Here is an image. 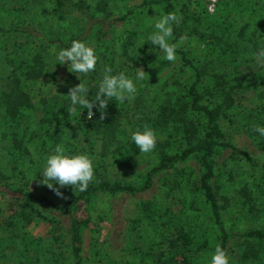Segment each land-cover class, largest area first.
I'll use <instances>...</instances> for the list:
<instances>
[{"label": "rangeland", "instance_id": "rangeland-1", "mask_svg": "<svg viewBox=\"0 0 264 264\" xmlns=\"http://www.w3.org/2000/svg\"><path fill=\"white\" fill-rule=\"evenodd\" d=\"M55 1L0 0V26L13 28L22 22L28 29L35 28L29 31L28 38L15 32L0 33V46L11 45L2 48L0 77L9 69L4 60L6 54L12 50L20 52L12 45L28 41L26 47L38 50L48 44L50 35L80 34L82 42L93 47L98 58L95 71L75 74L69 72L68 65L59 64L50 51L54 44L49 46L44 53L49 75L26 85L32 107L22 111L18 125L0 123V264H50L53 252L59 256V264H72L70 229L75 218L85 217L89 220L79 230L82 264H209L215 246L221 244L222 233H234L226 240L230 264H264V242H256L255 258L242 260L241 238L235 234L248 229L264 230V138L259 141L243 131L248 116L258 112L263 103L260 89H238L234 113L227 111L222 118L223 130L232 139L233 147L221 151L216 159V182L220 187L217 196L222 204L219 223L199 190L202 168L195 157L159 170L150 187L142 191L97 190L88 201L73 202L66 211L34 202L29 204L28 210L34 215L29 222L18 213L21 201L15 198L19 194L12 191L21 188L42 194L57 204L71 198L72 187L62 188L65 198H59L39 182L47 157L61 143L67 153L71 150L92 158L94 177L105 174L109 181L141 185L146 172L157 165L158 151L145 154L139 150L130 157L116 142L102 153L100 136L85 134L78 114L67 113L69 89L81 80L90 87L98 86L105 66L111 67L113 74L125 72L136 83L135 99L123 104L113 99L108 106L120 110L117 121L121 133L117 141L131 137L137 124L153 114L165 94H180L193 81V69L182 63L181 51L204 63L212 60L210 72L234 73L230 65L235 55L221 54L219 60L218 45L208 32L231 42L232 35L245 26L243 38L264 46V0H215L212 10V0H170L171 12L182 17L178 25H173L181 31L173 32L169 41L178 43L183 37L174 63L166 61L164 53L151 42H145L154 30L151 25L157 13L153 6L166 12V0L151 4L144 3L148 0H80L90 16L63 0L60 17L44 14L42 8ZM122 15L126 18L118 19ZM203 31L206 33L200 34ZM238 47L237 53H241L242 46ZM141 67L146 73L144 80L139 81L136 72ZM239 69H260L264 73V66L255 59L254 63L244 62ZM18 131L23 134L22 143L27 150L12 147L13 135ZM155 133L157 140L166 138ZM175 139L170 138L165 150H176L177 145L172 144ZM244 185L253 196L252 210L239 192ZM180 231L190 236L188 243L182 246L178 240L176 247L170 248V241L177 240Z\"/></svg>", "mask_w": 264, "mask_h": 264}, {"label": "trees", "instance_id": "trees-1", "mask_svg": "<svg viewBox=\"0 0 264 264\" xmlns=\"http://www.w3.org/2000/svg\"><path fill=\"white\" fill-rule=\"evenodd\" d=\"M65 1V0H64ZM63 0H56L52 6H44L42 12L47 15L58 16L62 15V9L65 5ZM66 0L67 3H73L78 10L82 13L90 16V11L84 9L83 1ZM166 12H171V1L166 0ZM157 2V0L144 1L146 4ZM18 14V13H17ZM126 16H119L118 19L123 20ZM18 21L17 23H20ZM244 28H240L234 37L230 40L222 35L216 36L212 31L208 32L210 37L215 40L218 45L217 57H223L221 54L228 56L235 55L232 59L231 69L234 71L232 74H226L222 71L210 72L208 67L213 61L204 63L199 59L190 57V53L181 51V59L183 64L190 66L194 72V79L188 85H185L184 90L177 95L165 94L162 101L155 107L153 114L143 118L137 129L143 130L144 125H148L154 131L165 135L163 140H157L156 147L154 149L159 153V161L157 165L153 166L146 172L141 185L133 183H121L119 181H109L106 175H100L94 177V180L89 184L88 188L84 192L73 191L71 198L66 199L63 204H57L47 196L42 194H35L30 191H24L21 188L12 189L14 193H18L19 196L15 197L16 200L21 202L18 213L31 221L34 215L28 210L29 204L34 202H42L45 206L56 208L60 210H68L69 205L79 200L88 201V197L97 190L116 193L117 191L136 192L142 191L150 187L153 177L159 170H164L178 161H185L189 158L195 157L201 166V173L199 175V190L203 193L206 203L209 205L211 213L214 219L219 223L222 204H219V185L216 182V159L219 158L221 151L232 148V139L228 138L229 134L223 130L222 118L226 112L232 115V107L236 102V92L238 89L248 90L253 88L254 90H261L263 93V103L259 106L258 112L249 115V120L244 123V133L248 137L258 138L262 140L264 137L253 131L256 125L264 126V73L260 69L252 70L250 72L240 71V67L244 62L254 63V53L262 46L256 41H251L249 38H243ZM176 32V27L173 26ZM30 30H35L34 27L29 29L21 22L16 27L4 28L0 26V33L15 32L16 34L23 35L28 38L31 36ZM179 30L178 32H180ZM206 32H200L204 34ZM59 34V33H58ZM222 34H226L224 31ZM253 33H251L252 35ZM178 33L176 37L178 38ZM250 36V35H249ZM82 35H70V36H51L47 37L48 44L40 47L36 50L33 47H26L27 42H17L12 47L19 48L20 52L16 54L15 51H10L6 54L4 60L9 65L6 75L0 77V120L4 126L18 125L22 111L32 107V98L26 88L28 81H34L39 78H43L49 75L48 64L49 62L44 57L46 49L53 44L56 45L57 50L67 48L71 46L73 40L82 41ZM220 42V43H219ZM246 44H243V43ZM241 47V53H237L238 46ZM9 45L0 46V56L4 48ZM11 45L9 46V48ZM3 48V49H2ZM28 48V49H26ZM141 56L144 55L143 51H140ZM234 52V53H232ZM252 55L250 58L245 55ZM188 55V56H187ZM216 58V59H218ZM194 60V61H193ZM239 69V70H237ZM245 68H242L244 70ZM236 70V71H235ZM90 89L89 98L95 95L98 90V86L87 85ZM70 103L67 105V107ZM94 116L91 120L87 118V109H83L77 106L78 117L81 118L83 126L85 128V134L89 133L93 136H100L102 139V153L107 152L108 146H112L113 143H118L119 147L130 154H136L139 149L135 143L131 140V137L117 141L119 133H121L117 116L120 110L117 108L106 109L107 115L103 120H100L101 113L98 109H93ZM68 113V111H67ZM65 113V114H67ZM234 113V112H233ZM262 114V115H261ZM77 116V115H76ZM234 117V116H233ZM230 122L234 124L232 117ZM20 128V127H18ZM5 134V133H3ZM159 134V135H161ZM23 134L15 132L13 135V148H20L27 150L26 146L22 143ZM177 137L174 146L177 145L176 150H165V144L169 143L171 137ZM118 150V149H117ZM115 151V150H114ZM68 154H74V151H69ZM240 195L244 198V202L250 203L249 208L252 210L254 207V200L251 194L250 188L244 185L239 189ZM89 218H81L74 220L70 229L69 245L71 247L72 264H82L81 250V236L79 233L81 225L87 224ZM10 223V222H8ZM223 229V228H222ZM224 231V229H223ZM241 238V259L248 260L256 257L257 248L256 242H264V230L262 229H248L241 233H235ZM234 233H222L221 244L225 250L226 240ZM189 235L183 231L178 234L177 240H172L169 243L170 248L176 247L177 241L180 240L182 246H185L189 241ZM172 254L175 251L170 250ZM52 255V261L50 264H59V256ZM53 262V263H52Z\"/></svg>", "mask_w": 264, "mask_h": 264}, {"label": "clouds", "instance_id": "clouds-1", "mask_svg": "<svg viewBox=\"0 0 264 264\" xmlns=\"http://www.w3.org/2000/svg\"><path fill=\"white\" fill-rule=\"evenodd\" d=\"M154 23L152 33L147 41L151 42L156 48L164 53V59L169 62H176V51L179 43L183 42V37L178 43H170L173 39V25H178L182 20L176 12H165L163 9L153 6ZM50 51L55 54L56 59L61 65H68L71 73H88L95 71L97 56L93 47L80 40H73L70 47L57 51L55 45ZM254 58L261 66H264V46H261L255 53ZM144 69L137 68L136 80L142 81L145 78ZM78 76V75H77ZM80 79V77L78 76ZM81 80V79H80ZM90 89L84 81L71 87L67 96L70 99V105L67 111L70 116L76 115L77 106L87 109V118L91 120L94 116L93 109H98L101 113L100 120L107 115L106 109L113 99L120 104L131 102L135 99L137 93L136 83L125 72L120 71L113 74L111 67L105 66L103 69V78L99 82L98 90L95 95L89 98ZM63 119V117H61ZM253 131L264 136V126L256 125ZM131 140L135 143L141 153L152 152L157 144L155 131L148 125L143 126L132 132ZM42 179L40 184L47 186L59 198H65L62 188L72 187L76 192H84L89 184L94 180V166L92 158L85 153L68 154L64 145L58 144L54 152L46 159V164L40 174ZM56 185H59L57 187ZM209 264H230V257L227 251L219 244L215 246L214 252L210 256Z\"/></svg>", "mask_w": 264, "mask_h": 264}, {"label": "built area", "instance_id": "built-area-1", "mask_svg": "<svg viewBox=\"0 0 264 264\" xmlns=\"http://www.w3.org/2000/svg\"><path fill=\"white\" fill-rule=\"evenodd\" d=\"M214 1H215V0H212V3L210 4V7H209V8H210L211 10H212L211 7L214 6V3H213Z\"/></svg>", "mask_w": 264, "mask_h": 264}]
</instances>
